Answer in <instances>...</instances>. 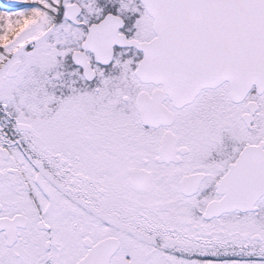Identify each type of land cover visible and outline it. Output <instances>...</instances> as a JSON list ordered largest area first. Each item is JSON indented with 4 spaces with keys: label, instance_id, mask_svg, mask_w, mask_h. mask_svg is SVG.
<instances>
[{
    "label": "snow or ice",
    "instance_id": "obj_1",
    "mask_svg": "<svg viewBox=\"0 0 264 264\" xmlns=\"http://www.w3.org/2000/svg\"><path fill=\"white\" fill-rule=\"evenodd\" d=\"M0 264H264V0H0Z\"/></svg>",
    "mask_w": 264,
    "mask_h": 264
}]
</instances>
